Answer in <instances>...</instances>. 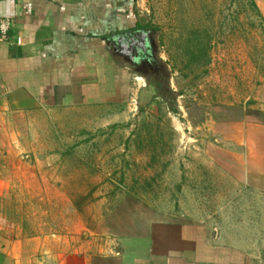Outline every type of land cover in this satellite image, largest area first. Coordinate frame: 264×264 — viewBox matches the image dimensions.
Instances as JSON below:
<instances>
[{"label": "crops", "instance_id": "1", "mask_svg": "<svg viewBox=\"0 0 264 264\" xmlns=\"http://www.w3.org/2000/svg\"><path fill=\"white\" fill-rule=\"evenodd\" d=\"M0 17L12 21L0 45V264H264L202 219L148 226L136 215L106 226L121 222L108 191L111 154L94 135L79 146L59 132L127 126L160 104L134 66L141 43L154 46L140 0H0ZM246 132L231 172L264 193V126Z\"/></svg>", "mask_w": 264, "mask_h": 264}, {"label": "rangeland", "instance_id": "2", "mask_svg": "<svg viewBox=\"0 0 264 264\" xmlns=\"http://www.w3.org/2000/svg\"><path fill=\"white\" fill-rule=\"evenodd\" d=\"M253 1L258 11L252 0H140L164 79L160 105L139 110L127 126L59 129L76 135L73 145L94 135L111 154L108 191L121 222L106 226L127 227L136 215L148 226L175 215L202 219L225 243L264 258V193L233 175L247 128L264 126V2ZM148 71L146 82L157 83ZM247 113L260 124L246 122ZM106 210L97 205L94 213Z\"/></svg>", "mask_w": 264, "mask_h": 264}, {"label": "flooded vegetation", "instance_id": "3", "mask_svg": "<svg viewBox=\"0 0 264 264\" xmlns=\"http://www.w3.org/2000/svg\"><path fill=\"white\" fill-rule=\"evenodd\" d=\"M151 51H152L151 49H147L145 54L140 56L141 60L139 62H137L136 64H134V66H135V69L137 71L141 72L142 74H144L145 77H146V75H148L149 69L155 71L158 74L157 83H160V82H163L164 79L162 78V75H160L161 71H160L158 64L153 62L151 59ZM151 62L153 64L150 65Z\"/></svg>", "mask_w": 264, "mask_h": 264}, {"label": "built area", "instance_id": "4", "mask_svg": "<svg viewBox=\"0 0 264 264\" xmlns=\"http://www.w3.org/2000/svg\"><path fill=\"white\" fill-rule=\"evenodd\" d=\"M12 21L8 18L0 17V45L9 41V33ZM17 43L22 45V40L18 39Z\"/></svg>", "mask_w": 264, "mask_h": 264}, {"label": "trees", "instance_id": "5", "mask_svg": "<svg viewBox=\"0 0 264 264\" xmlns=\"http://www.w3.org/2000/svg\"><path fill=\"white\" fill-rule=\"evenodd\" d=\"M252 3H253V6L255 7V9L258 11V7H257L255 1L252 0ZM151 59H152L153 62H155L154 57H153L152 55H151ZM151 64H153V63L151 62L150 65H151ZM206 64H210V61H207ZM162 78H163V77H162ZM152 83H153V82H152ZM152 83H150V85L153 86V87L155 88V90H156V92H157L155 98H157V97H159V95H160V94H159L160 90H162V88L164 87V81H163V82H160V83H154V84H156V85H154V84H152ZM166 102H168V101H166ZM159 105H160V104H159ZM172 106H173V105H172ZM169 109H170V111L173 112V113H177V112H178V110H177L176 108H174V107H171V108H169ZM249 115H250V113H247V114H246V122H248V123H253V124H260L258 121L252 119Z\"/></svg>", "mask_w": 264, "mask_h": 264}, {"label": "water", "instance_id": "6", "mask_svg": "<svg viewBox=\"0 0 264 264\" xmlns=\"http://www.w3.org/2000/svg\"><path fill=\"white\" fill-rule=\"evenodd\" d=\"M139 46V45H138ZM140 48H141V50H142V52H146V46H145V44L144 43H141V45L139 46ZM151 55L154 57V55H155V50H154V46L152 45L151 46Z\"/></svg>", "mask_w": 264, "mask_h": 264}]
</instances>
